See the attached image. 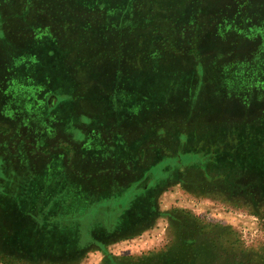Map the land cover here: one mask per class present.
Masks as SVG:
<instances>
[{
    "label": "rangeland",
    "instance_id": "374dc122",
    "mask_svg": "<svg viewBox=\"0 0 264 264\" xmlns=\"http://www.w3.org/2000/svg\"><path fill=\"white\" fill-rule=\"evenodd\" d=\"M185 105L190 106L186 115L172 114L186 111ZM263 111V0H0V164H5L6 177L13 175L11 164L15 170L39 175L53 171L48 167L40 173L27 171V160L49 159L45 162L59 165L60 159L74 158V151L81 164L84 156L79 152L105 151L106 147L94 140L97 136L113 148L111 141H116L117 135L121 133L127 140L126 135L133 132L128 143L124 141L122 152H134L153 131L148 146L162 145L158 149L162 153L166 144L174 149V155L182 154L185 129L174 131L177 136L172 140L164 138L170 129L161 128L164 120L184 116L189 122L196 115L202 123L199 132H203L210 118L230 117L242 123ZM146 115L148 127L142 121ZM129 120L140 129H129H133L125 124ZM151 156L143 162L150 163L149 169L157 165ZM135 157L138 166L144 159L139 153ZM19 160L25 161L23 168L24 162ZM135 175L126 169V180ZM239 175L236 181L248 183L247 176ZM23 176L14 191H10L12 182L1 178L0 209L10 207L21 214L29 200L35 203L34 198H39L40 206L50 204L68 213L73 211L71 206L87 209L89 199L106 189L98 191L92 182L83 185L89 174L81 175L79 182L73 176L59 177L45 192L50 177L37 183L25 173ZM168 183L157 197L158 211L188 210L230 224L248 246L264 242V215L258 217L240 204L196 196L180 184ZM63 186L64 193H59ZM38 192L43 196H35ZM128 193L129 189L124 195ZM54 195L57 197L52 199ZM23 196L27 198L21 203ZM126 200L129 203V197ZM56 218L45 217L37 220V225L42 229L51 224L53 229L70 220ZM22 222L23 231L31 234L34 221L25 215ZM167 227V218L160 216L140 238L116 245L103 242L104 250L114 255L157 250L166 243ZM38 239L34 238L38 241L35 256L48 255ZM90 246L75 264L100 263L103 246ZM24 255L1 237L0 264H59L33 263Z\"/></svg>",
    "mask_w": 264,
    "mask_h": 264
},
{
    "label": "trees",
    "instance_id": "16d2710c",
    "mask_svg": "<svg viewBox=\"0 0 264 264\" xmlns=\"http://www.w3.org/2000/svg\"><path fill=\"white\" fill-rule=\"evenodd\" d=\"M253 3L255 4V2ZM180 5L177 6V9ZM254 6L252 7L254 8ZM185 106L186 111L181 109L172 111V114L186 115L190 106ZM180 112L181 114H179ZM221 117L208 119L209 122L204 123L206 130L203 132H199L202 123L201 118L198 119L196 115L189 122L184 121V116L182 119L170 117L164 120L161 128L164 130L170 128L164 138L172 140L177 136L174 131L185 129L182 135L184 144L180 150L182 154L174 155V149L166 147V144L163 146L166 148L165 152L162 153L158 150L162 149V145H159L160 148L148 146L151 135L154 134L153 131L147 140H143L137 145L134 152H130V150L122 152V148L126 144L121 139H119L120 142H115L113 148L107 146L105 151L103 149L93 151L92 154L99 155L101 159L104 157L106 159V155L109 157L113 155L114 160L126 164L132 162L137 153L144 159L141 163H145L152 154L151 162L154 158L157 165L155 168L149 169L150 163H140L142 166L136 167L135 170L140 183H134L115 193L108 190L112 186L108 182L110 177L92 181V178L88 176L89 179L86 180V183L81 182L83 185L93 184V188L98 191L106 189L105 193L99 197L89 199L87 209H77L71 206L73 211L62 213L50 204L46 207L40 206L37 200L39 198H34L35 203L29 200V203L24 206L25 212L21 214L10 207L6 210L0 209V239L2 237L18 252L24 253V256H27L25 258L33 263L75 264L82 253L91 247L90 245L97 243L103 246L101 248L103 257L99 264H264V242L252 246L246 245L242 241L240 233L230 224L212 221L203 215H196L184 209L172 208L161 212L157 208V197L162 192L161 188L164 185H169V183H165L171 180L174 184H180L181 188L190 194L217 198L232 206L240 204L242 208L249 209V213L252 215L258 217L264 215L261 213L264 212L261 211V208L264 210V205H260L264 202V111L253 119L246 118L247 121L242 123L234 118ZM221 119H226V121H221ZM145 125V127L150 125L147 120ZM154 136L156 137V135ZM195 137L199 139L201 145L195 144ZM110 149L113 151L110 152ZM74 152L73 156H75ZM87 152L85 149L84 153H79L85 156ZM4 167L0 168V191L4 190L1 183L3 176L4 181L12 182L10 191L16 189L17 183L25 177L24 173L28 178L36 180L37 183L50 177L52 181L44 184L45 192L48 190V185L53 184L54 181L66 176L67 178L72 177L63 165L61 168H52L53 171L46 173L39 171L41 175L35 171L26 172L21 171L22 169H12L13 175L8 177H6ZM27 171L33 170L27 168ZM71 171L74 174V179L77 178V181L82 179L83 173L77 174L75 169H71ZM109 171L110 173L118 172L111 168ZM22 172L24 173L22 174ZM239 174L247 176L248 183L245 181L246 184L241 185L239 181H236ZM84 175L89 174L84 173ZM13 181H15L14 184ZM69 182L67 180V183ZM18 189H20L19 186ZM36 189H38V185H36ZM65 189L66 187L63 186L59 193H64ZM127 189H129V193L128 196H125L124 193ZM28 193L29 196L32 195V192ZM36 195L42 194L38 192ZM123 195L124 199L121 198ZM67 196L66 194L65 197ZM56 197L57 195L51 196L52 199ZM128 197L129 203L126 200ZM24 198L27 197L23 196L19 202L24 203L26 201ZM0 205H2L1 202ZM25 215L27 219L34 221L30 224L31 234L23 231L22 219L25 220ZM53 216L60 220L66 218L70 220L57 223L59 227L53 229L51 224H47L42 229L39 228L37 220L43 221L45 217ZM160 216H165L168 220L167 240L163 247L140 255L127 253L114 255L104 250L106 244L103 242L110 244L139 235L153 226ZM34 238H39L38 240L44 243L47 247L44 252L49 253L48 255L39 253L41 256H35L34 252L37 249L38 241L36 242ZM25 239H27V244L24 242ZM70 258L74 259L70 260ZM7 262L10 261L7 260L5 263Z\"/></svg>",
    "mask_w": 264,
    "mask_h": 264
},
{
    "label": "crops",
    "instance_id": "0c3cea01",
    "mask_svg": "<svg viewBox=\"0 0 264 264\" xmlns=\"http://www.w3.org/2000/svg\"><path fill=\"white\" fill-rule=\"evenodd\" d=\"M148 119L147 115L145 117L143 121V123ZM139 123V122H138ZM126 125L128 126H131L133 127L132 128H129L131 130H134V131H137L138 129H140V126H138V124H136L135 122L129 120V121H126L125 123ZM145 124V123H144ZM104 126V125H103ZM130 134V135H129ZM133 132H129L126 136L128 137L129 139V136L130 138L133 136ZM103 137V136H102ZM111 139H112V136H109ZM124 136L120 133L119 135H117V140H112L111 142L115 143V142H120L119 139L123 140V141H126L128 143V139H123ZM94 140H97L98 143L101 144V147H106L107 149V144L105 143L104 144V139L97 136L96 139ZM86 144H87V141H85ZM102 149V148H101ZM105 149V150H106ZM86 152H87V149H86ZM14 153L11 154V156L13 155ZM88 155V156H87ZM87 156V158H86ZM137 158H135L132 162H129V163H122L121 161L118 162L117 160H114V159H111V160H108V159H101L99 155L95 156L94 154L90 155L89 152H87V154L84 156V159L83 160H79V162L83 165H85L84 167L81 168V164L78 163V161L76 160L75 156L74 158L68 160V161H62L61 159L59 160L60 161V164L59 165H55L54 163H51V162H45V161H50L49 159H45L43 161H28L27 160V164L25 163V161H22V160H19V162H24V164H22V168L24 167V165L26 164L28 169L30 170H38L40 171L41 169H44L46 167L48 168H61L62 165L66 167V169L69 171V173L71 174V176H73L74 174L72 173L71 169H75L76 170V173H88L90 174V178H92L91 180L93 181L96 180V179H108L109 177V180L108 182L112 185L108 188V190H111L112 193H115L116 191H119L124 188H128L129 186H131L132 184L134 183H140V181H138V176L135 175V170H136V167H139L141 164H139L137 166V162H136ZM13 162H16V161H10V163H13ZM42 162H44L42 165H40ZM2 166H5V164H0V168H2ZM9 167L11 169L14 170V167H16L14 164H11L9 165ZM80 168V169H79ZM114 169L115 171H118V172H112L110 173L109 169ZM121 169V171L119 172V170ZM126 169L131 171L132 172V175H135L133 178H129L126 180ZM111 174V176H110ZM120 174V175H118ZM129 177V176H128ZM100 180V182H101ZM113 187V189H112ZM116 189V190H115ZM146 232V231H145ZM144 234V233H143ZM143 234H139V235H136L134 237H131V238H127V239H122V240H118L116 242H113V243H110V244H118L120 242H124V241H132V240H135L136 238H140L141 235ZM139 236V237H138Z\"/></svg>",
    "mask_w": 264,
    "mask_h": 264
}]
</instances>
